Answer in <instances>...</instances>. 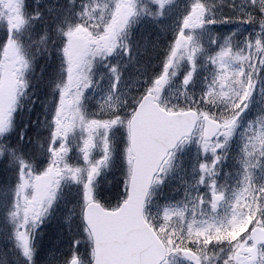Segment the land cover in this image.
Here are the masks:
<instances>
[{
	"label": "snow or ice",
	"instance_id": "6c2138e0",
	"mask_svg": "<svg viewBox=\"0 0 264 264\" xmlns=\"http://www.w3.org/2000/svg\"><path fill=\"white\" fill-rule=\"evenodd\" d=\"M0 241L264 264V0H0Z\"/></svg>",
	"mask_w": 264,
	"mask_h": 264
},
{
	"label": "rangeland",
	"instance_id": "374dc122",
	"mask_svg": "<svg viewBox=\"0 0 264 264\" xmlns=\"http://www.w3.org/2000/svg\"><path fill=\"white\" fill-rule=\"evenodd\" d=\"M60 227H62V226L61 225L53 226L51 234L47 237L44 236L43 241H42V245H41L40 255L38 256V259L44 258L47 248L51 245V242L59 235ZM67 242H68L67 236L65 235V238L63 240H61V247L66 245Z\"/></svg>",
	"mask_w": 264,
	"mask_h": 264
},
{
	"label": "trees",
	"instance_id": "16d2710c",
	"mask_svg": "<svg viewBox=\"0 0 264 264\" xmlns=\"http://www.w3.org/2000/svg\"><path fill=\"white\" fill-rule=\"evenodd\" d=\"M41 7L43 8L44 5H42ZM21 120L24 122L23 119ZM23 124L24 123L20 124L21 128L23 127ZM9 247V245L3 244V241H0V264H14V254L8 251Z\"/></svg>",
	"mask_w": 264,
	"mask_h": 264
}]
</instances>
